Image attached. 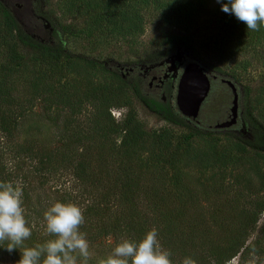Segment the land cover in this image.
Masks as SVG:
<instances>
[{
  "label": "trees",
  "instance_id": "obj_1",
  "mask_svg": "<svg viewBox=\"0 0 264 264\" xmlns=\"http://www.w3.org/2000/svg\"><path fill=\"white\" fill-rule=\"evenodd\" d=\"M211 2L57 0L56 9L62 17L79 19L82 26L75 33L88 41L106 32L105 36L111 39L131 43L143 33V12L151 5L164 6L161 24L182 33L166 40L168 49L185 48L198 59L197 46L190 35L203 29L197 17L211 9ZM218 6L220 14L212 26L215 34L203 46L214 59L233 61L247 51L264 47V26L258 31H247L233 15L221 11V4ZM35 16L38 23L42 21L40 26L48 23L44 16ZM59 34L68 36L73 31L66 25L49 26L47 41L26 34L0 0V137L5 144L13 143L23 118L35 106L54 125L55 118L50 113L57 108L68 111L51 156L31 144L15 146V153L30 162L36 160L45 171L41 176H50L56 170L52 156H56L57 167L69 170L80 187L79 198L84 195L76 205L83 210L85 223L80 231L89 243L93 239H110L112 251L121 240L138 242L156 228L161 246L171 253L172 264H182L188 257L196 264H228L236 257L245 262L249 255H264V223L261 236L248 242L264 213L263 197L254 196L253 189H234L217 173L194 180L176 172V166L193 154L188 137L211 133L198 123L183 119L174 104L146 96L139 79L123 80L114 64L113 71L101 67L109 84H95L84 77L68 81L67 66L73 58L64 50ZM74 60L86 67L96 66L88 59ZM219 74L235 90L240 89L233 74ZM257 92L252 99L254 107L248 112H254L258 126L242 113L251 129L250 139L232 133L224 146L211 152L212 166L219 171L237 164L234 154L248 151L260 153L264 167V90L258 88ZM138 102L166 123L184 127L188 136L175 139L167 128L145 131L133 108ZM85 106L91 111L86 125L76 119ZM114 110L124 111L119 120L112 116ZM12 174L0 161V182H12ZM204 205L208 210L203 209ZM37 216L44 218V214ZM51 238L45 234V227H40L32 231L24 247H34ZM6 246L7 241L0 242V264L2 258H10L16 264L19 251L9 253Z\"/></svg>",
  "mask_w": 264,
  "mask_h": 264
},
{
  "label": "rangeland",
  "instance_id": "obj_2",
  "mask_svg": "<svg viewBox=\"0 0 264 264\" xmlns=\"http://www.w3.org/2000/svg\"><path fill=\"white\" fill-rule=\"evenodd\" d=\"M11 12L20 27L26 34H31L40 39L47 41L46 31L49 26L56 27L58 25H66L71 27L73 34L68 36L60 35L64 50L73 58L70 60L72 64H68V81L84 77L95 84H109L110 79L101 67L111 69L113 64L130 65L137 62H146L151 59H157L167 49L166 40L170 36L182 35L175 27H165L161 24L160 15L164 6L151 5L143 12L144 27L143 33L136 37L133 42L126 43L119 39H111L104 32L98 35L95 39L86 40L84 36L76 35V31L80 29L81 21L75 18L62 17L56 9L57 0H2ZM211 9L206 14H201L197 17L201 31L192 32L191 40L197 46L199 53L197 61L204 64L206 67L216 69L219 73L233 74V77L239 82L241 89L240 104L242 113L254 126H258L254 117V112L249 111L250 107H254V96L257 89L264 90V47L262 49L255 48L251 51L240 55L233 61H218L205 50L204 42H207L215 34L212 26L220 9L216 0L211 2ZM35 15L44 16L48 22L46 25L40 26L34 19ZM36 17V16H35ZM38 19V17H36ZM192 55V54H191ZM77 58L88 59L95 63V68L86 67ZM146 86V84H144ZM230 96L225 85L218 80H209V91L201 103L197 115V126L202 129L205 127H214L225 119V114L229 107ZM252 101V103H251ZM174 103H172L173 105ZM251 104V105H250ZM135 114L138 120L144 126L145 131H157L162 128L169 129L175 139L182 136H188L187 130L183 127H176L172 124L158 118L148 107L143 103H134ZM90 108L85 106L77 121L86 125V120L90 114ZM123 110L112 111V116L115 119H120ZM247 114V115H246ZM68 111L66 109L57 108L50 113V117L55 118L53 122L46 120V115L43 116L41 109L38 106L33 109L23 118L20 127L17 131V139L13 143L5 144V140L0 137V161L2 166L9 167L13 174L10 176L14 185L20 182L23 188V208L25 219L32 231L45 227L44 218L41 219L37 214L44 212L55 202L74 203L80 199H84V195L79 198L77 180L71 175L68 169L57 167L55 157L53 158L52 167L54 174L44 175L42 166L35 161H29L23 157H17L15 146H23L31 144L35 148H40L44 154H53L54 144L57 135L65 126L68 119ZM254 118V119H253ZM186 126L192 128L190 124ZM257 128V127H256ZM235 129V128H232ZM231 132H212L210 136L188 137L190 142V150L193 154L187 160L176 166V172L179 174H187L190 179L200 180L203 176H212L220 174L225 183H230L234 189L248 190L253 189L255 196L264 198V167L259 154L256 151H248L244 155L234 154L236 157V165L225 167L221 171L212 166L210 154L214 150H219L227 141L230 140ZM33 147V148H34ZM51 156V155H50ZM145 158V157H144ZM191 190L193 186L187 185ZM87 203L84 201V204ZM203 209L208 208L204 205ZM264 223V213L259 216L254 232L248 239L251 243L261 236L262 225ZM90 245L91 258L88 261L92 264H99V261L105 259L111 254V240L93 239ZM264 246V243H262ZM19 251V250H18ZM20 253V252H19ZM18 260L20 254L17 255ZM2 264H13L10 258H2ZM228 264H264V255L254 256L249 255L246 261H239L238 257L231 260Z\"/></svg>",
  "mask_w": 264,
  "mask_h": 264
},
{
  "label": "clouds",
  "instance_id": "obj_3",
  "mask_svg": "<svg viewBox=\"0 0 264 264\" xmlns=\"http://www.w3.org/2000/svg\"><path fill=\"white\" fill-rule=\"evenodd\" d=\"M221 11L233 15L247 31L264 26V0H216ZM23 188L20 182H0V242L12 253L20 252L16 264H88L91 258L89 241L80 231L85 223L83 210L74 203L55 202L44 212L45 234L52 237L43 244L24 247L32 235L23 208ZM22 249V250H21ZM170 251L158 239L152 228L140 241L121 240L111 254L99 264H172ZM182 264H196L188 257Z\"/></svg>",
  "mask_w": 264,
  "mask_h": 264
},
{
  "label": "flooded vegetation",
  "instance_id": "obj_4",
  "mask_svg": "<svg viewBox=\"0 0 264 264\" xmlns=\"http://www.w3.org/2000/svg\"><path fill=\"white\" fill-rule=\"evenodd\" d=\"M193 61L200 63L194 58L193 55H191V53L187 49L177 47L174 49L169 48L157 59L154 58L149 61H146L145 63L137 62L134 64H130L129 66L114 64V67L117 75H119L123 80L139 79L142 88H144V90L146 91V96H150L155 100L161 101L163 103L167 102L168 104L172 105V103H174L176 86L179 77L182 74L183 68L188 63H191ZM200 65L204 68L203 72L207 75L209 80L212 79L221 81V75L219 73L212 72L201 63ZM213 77H215V79H213ZM144 84H146V86H144ZM240 90L241 89H239L238 87L236 88L237 118L235 125L222 130H214L213 127H207L206 131L210 133L222 131L237 134L236 132L240 129L242 125L241 123L243 122V124L245 125L246 132L250 136L251 129L247 126L245 120L242 117V108L240 104ZM229 94V102L231 103L232 96L230 90ZM230 103L225 114L224 121H227L229 119L228 110L230 108ZM191 122L192 124L198 123L197 120Z\"/></svg>",
  "mask_w": 264,
  "mask_h": 264
},
{
  "label": "water",
  "instance_id": "obj_5",
  "mask_svg": "<svg viewBox=\"0 0 264 264\" xmlns=\"http://www.w3.org/2000/svg\"><path fill=\"white\" fill-rule=\"evenodd\" d=\"M203 69L200 63L193 61L183 68L182 74L179 77L174 97V105L183 119L196 121L199 107L208 94L209 79L203 72ZM213 79H215V77H213ZM220 83L224 84L230 90L232 100L229 108V119L214 125V130L230 128L235 125L237 118L236 90L230 81L226 79H221ZM241 124L240 129L236 132L237 135L249 139L250 136L246 132L245 125L243 122Z\"/></svg>",
  "mask_w": 264,
  "mask_h": 264
},
{
  "label": "built area",
  "instance_id": "obj_6",
  "mask_svg": "<svg viewBox=\"0 0 264 264\" xmlns=\"http://www.w3.org/2000/svg\"><path fill=\"white\" fill-rule=\"evenodd\" d=\"M111 114H112V112H111Z\"/></svg>",
  "mask_w": 264,
  "mask_h": 264
}]
</instances>
